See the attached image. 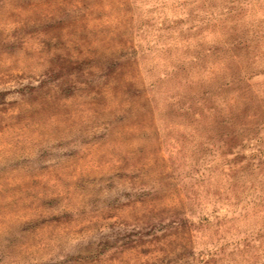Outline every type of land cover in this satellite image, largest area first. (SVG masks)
I'll return each mask as SVG.
<instances>
[{
  "label": "rangeland",
  "instance_id": "rangeland-1",
  "mask_svg": "<svg viewBox=\"0 0 264 264\" xmlns=\"http://www.w3.org/2000/svg\"><path fill=\"white\" fill-rule=\"evenodd\" d=\"M0 264H264V0H0Z\"/></svg>",
  "mask_w": 264,
  "mask_h": 264
}]
</instances>
